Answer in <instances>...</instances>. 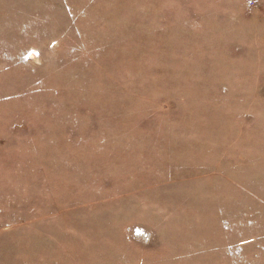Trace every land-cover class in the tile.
<instances>
[{
    "label": "rangeland",
    "instance_id": "obj_1",
    "mask_svg": "<svg viewBox=\"0 0 264 264\" xmlns=\"http://www.w3.org/2000/svg\"><path fill=\"white\" fill-rule=\"evenodd\" d=\"M0 264H264V0H0Z\"/></svg>",
    "mask_w": 264,
    "mask_h": 264
},
{
    "label": "water",
    "instance_id": "obj_2",
    "mask_svg": "<svg viewBox=\"0 0 264 264\" xmlns=\"http://www.w3.org/2000/svg\"><path fill=\"white\" fill-rule=\"evenodd\" d=\"M138 233L140 234L141 232H137V234H138Z\"/></svg>",
    "mask_w": 264,
    "mask_h": 264
},
{
    "label": "bare ground",
    "instance_id": "obj_3",
    "mask_svg": "<svg viewBox=\"0 0 264 264\" xmlns=\"http://www.w3.org/2000/svg\"><path fill=\"white\" fill-rule=\"evenodd\" d=\"M142 233V232H141Z\"/></svg>",
    "mask_w": 264,
    "mask_h": 264
}]
</instances>
